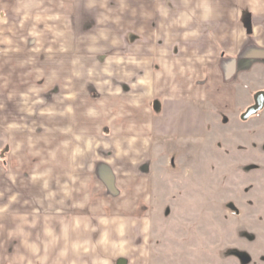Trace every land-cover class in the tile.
I'll return each mask as SVG.
<instances>
[{
  "label": "crops",
  "instance_id": "obj_1",
  "mask_svg": "<svg viewBox=\"0 0 264 264\" xmlns=\"http://www.w3.org/2000/svg\"><path fill=\"white\" fill-rule=\"evenodd\" d=\"M263 77L264 0H0V264H151L161 128Z\"/></svg>",
  "mask_w": 264,
  "mask_h": 264
},
{
  "label": "rangeland",
  "instance_id": "obj_2",
  "mask_svg": "<svg viewBox=\"0 0 264 264\" xmlns=\"http://www.w3.org/2000/svg\"><path fill=\"white\" fill-rule=\"evenodd\" d=\"M241 115L161 128L151 264H264V110Z\"/></svg>",
  "mask_w": 264,
  "mask_h": 264
},
{
  "label": "water",
  "instance_id": "obj_3",
  "mask_svg": "<svg viewBox=\"0 0 264 264\" xmlns=\"http://www.w3.org/2000/svg\"><path fill=\"white\" fill-rule=\"evenodd\" d=\"M255 104L251 106L243 115L242 118L247 120L252 116L258 114L259 112L264 110V91H259L256 93L255 97ZM2 155L1 157H3Z\"/></svg>",
  "mask_w": 264,
  "mask_h": 264
},
{
  "label": "flooded vegetation",
  "instance_id": "obj_4",
  "mask_svg": "<svg viewBox=\"0 0 264 264\" xmlns=\"http://www.w3.org/2000/svg\"><path fill=\"white\" fill-rule=\"evenodd\" d=\"M257 93H258V92H257ZM255 95H256V94H255ZM254 97H255V96H254ZM254 104H255V100H253V103H252V104H251V105H250V106L244 111V113H245V112H246L251 106H253ZM244 113H243V114H244ZM259 113H260V112H259ZM243 114H242V115H243ZM242 115H241V116H242ZM256 115H257V114H256ZM254 116H255V115H254ZM252 117H253V116H252ZM249 119H250V118H249Z\"/></svg>",
  "mask_w": 264,
  "mask_h": 264
},
{
  "label": "trees",
  "instance_id": "obj_5",
  "mask_svg": "<svg viewBox=\"0 0 264 264\" xmlns=\"http://www.w3.org/2000/svg\"><path fill=\"white\" fill-rule=\"evenodd\" d=\"M241 117H242V116H241ZM242 120H245V119L242 118ZM4 160H5V158H4Z\"/></svg>",
  "mask_w": 264,
  "mask_h": 264
}]
</instances>
